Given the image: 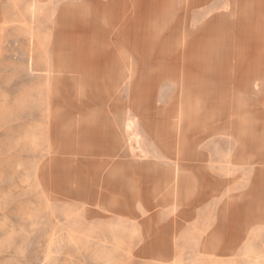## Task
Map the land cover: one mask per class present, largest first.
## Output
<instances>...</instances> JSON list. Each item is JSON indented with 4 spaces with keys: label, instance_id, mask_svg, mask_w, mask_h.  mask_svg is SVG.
<instances>
[{
    "label": "rangeland",
    "instance_id": "rangeland-1",
    "mask_svg": "<svg viewBox=\"0 0 264 264\" xmlns=\"http://www.w3.org/2000/svg\"><path fill=\"white\" fill-rule=\"evenodd\" d=\"M18 8L9 27H0V264H264V203L257 181L264 169V17L207 13L206 25L218 23L204 31L191 28V42L128 43L125 60L114 70L121 76L105 80L71 68L67 32L55 35L59 29L46 21L53 12L33 4ZM116 44L105 45L115 53ZM190 45L201 69L208 68L203 74L212 81L209 94L201 85H186L196 77L184 72ZM152 46L158 57L173 51L177 73L145 66L142 59ZM137 82L144 92L136 91ZM130 117L169 119L153 127L163 147L169 128L179 148H188L181 139L189 136L192 148L226 156L214 165L233 166L237 182L230 197L215 199L223 208L215 221L221 230L208 236L214 214L201 215L195 229L201 236H193L194 229L181 231L187 235L175 238L174 251H134L150 239V224L141 231L132 219L117 221L102 210L107 158L83 138V130L100 128L107 119L123 123ZM117 127L122 145L123 125ZM246 185L253 186V228L243 222L238 235L236 229L231 235V210L246 205Z\"/></svg>",
    "mask_w": 264,
    "mask_h": 264
},
{
    "label": "crops",
    "instance_id": "crops-1",
    "mask_svg": "<svg viewBox=\"0 0 264 264\" xmlns=\"http://www.w3.org/2000/svg\"><path fill=\"white\" fill-rule=\"evenodd\" d=\"M30 4L38 10L53 12V19L50 20V16L46 21L59 29L55 34L59 37L67 32L71 40L67 20L78 18L85 23L88 31L81 36L103 39L86 41L90 42V52H72L70 66L79 71L91 72V77H105V80L110 76H121L122 72L115 73L114 70H118L119 59L125 60L123 52H129L128 43H138L141 40L172 44L191 42L194 40L191 35L195 34H190L191 28L202 27L204 31L207 25L212 27L218 23L206 25L207 13H238L237 17L244 13L252 18L264 17V0H0V27L8 28L12 14L20 11L18 7ZM215 20L216 18L212 21ZM142 32H146V36H141ZM101 42L106 51L94 52L93 43ZM106 43H117L116 56ZM135 55L132 56L133 59ZM139 67L140 63L135 61L132 69L137 70ZM98 83L100 82L92 85L98 86ZM142 85L143 82L138 83L136 91L144 92ZM147 101L151 102V97ZM159 120L170 121L167 118L130 117L119 123V120L116 119L115 122L110 118L102 127L93 126L83 130L84 135L82 134L93 150L101 151L102 156L107 158L102 162V210L118 216L117 221L132 219L141 231L150 224V239L144 243L141 241L139 248L134 250L137 252H172L175 238L187 235H181V231L185 229H194L192 235L201 236L195 230L199 226L201 215L214 214L208 236L216 229L221 230L223 225L216 224L215 221L220 220L218 215L222 214L223 208L221 201L217 205L215 199L225 194L230 197L232 184L237 182V176L231 175V172L236 171L232 169L233 166L214 165L217 160L226 157L223 153L218 154V151L210 149L209 154L203 148L194 149L190 145L189 136L181 139L188 148H179L180 144L173 132L166 128L164 133L169 135V139L164 147L159 145L161 138H158V129L153 128L159 124ZM117 124L123 125L120 129L123 135L122 145L115 137ZM192 139L197 141L195 135ZM245 176L252 184V175L247 173ZM257 181L262 184L261 199L264 203V169ZM158 189L161 190L157 191ZM243 196L247 198L246 205L236 206L231 210L228 228L231 235L235 229L238 235L244 226L243 222L246 229L249 224L253 228L252 185H246ZM180 197L185 199H178ZM143 203L147 205L146 209H143ZM243 207H246L245 211ZM147 210L151 214L143 215L142 212ZM122 214H125L124 218Z\"/></svg>",
    "mask_w": 264,
    "mask_h": 264
},
{
    "label": "bare ground",
    "instance_id": "bare-ground-1",
    "mask_svg": "<svg viewBox=\"0 0 264 264\" xmlns=\"http://www.w3.org/2000/svg\"><path fill=\"white\" fill-rule=\"evenodd\" d=\"M67 21L69 22L68 26L71 29V33H69V35L72 37V39L65 44L67 49L71 53L72 52H80V51L90 52L89 51L90 42L82 41L81 39H79V37H83V36H81V34H83L87 31L85 23L78 18L71 19V20L68 18ZM93 45H94V52H96V53H102V52L106 51L104 43H102V42L101 43H93ZM81 47H83V50H81ZM86 48H87V50H86ZM194 50H195L194 45H190L187 48V55L190 57V62L188 64L186 63V65L184 67V72L187 75H191V76L196 75V77H194L195 79L191 78L190 81L188 80L186 82V85L187 86L193 85L194 88H196L198 85H201L203 88L205 87V89H203V93H204V90H205V92L206 91L210 92L209 88L211 86L210 84L212 83V81L208 76L203 74V73H205V70H208V68L204 67L203 69H201L202 65L197 61L196 55L194 54ZM164 53L165 54H162L161 56L158 57L156 52H155V48L152 46L148 50V52L146 53V55H145L144 59H142V61L147 62V65H145L146 67H148V68H154L155 67L161 73H163V72L170 73V74L177 73L178 66L175 65L173 58H172V54H170V53H173V51L171 52V50H168V52L165 51ZM154 63H156L155 66L153 65ZM263 72H264V68H263ZM191 76H189V77H191ZM202 84H204V85H202ZM209 92H206V93L209 94ZM149 96L150 95H143L142 94L141 98H143V100L147 101L150 98ZM253 149H254V147H253Z\"/></svg>",
    "mask_w": 264,
    "mask_h": 264
}]
</instances>
